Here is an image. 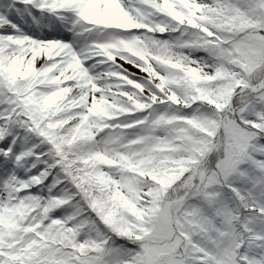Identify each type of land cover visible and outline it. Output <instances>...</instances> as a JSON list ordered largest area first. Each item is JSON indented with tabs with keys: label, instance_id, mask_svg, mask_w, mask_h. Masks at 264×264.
Wrapping results in <instances>:
<instances>
[{
	"label": "snow or ice",
	"instance_id": "obj_1",
	"mask_svg": "<svg viewBox=\"0 0 264 264\" xmlns=\"http://www.w3.org/2000/svg\"><path fill=\"white\" fill-rule=\"evenodd\" d=\"M0 264H264V0H0Z\"/></svg>",
	"mask_w": 264,
	"mask_h": 264
},
{
	"label": "bare ground",
	"instance_id": "obj_2",
	"mask_svg": "<svg viewBox=\"0 0 264 264\" xmlns=\"http://www.w3.org/2000/svg\"><path fill=\"white\" fill-rule=\"evenodd\" d=\"M134 71V69H132Z\"/></svg>",
	"mask_w": 264,
	"mask_h": 264
}]
</instances>
